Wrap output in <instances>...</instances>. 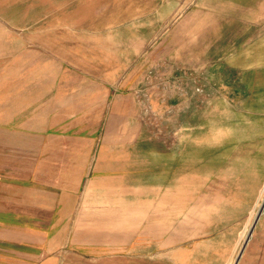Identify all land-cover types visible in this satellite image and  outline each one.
<instances>
[{
    "label": "rangeland",
    "instance_id": "1",
    "mask_svg": "<svg viewBox=\"0 0 264 264\" xmlns=\"http://www.w3.org/2000/svg\"><path fill=\"white\" fill-rule=\"evenodd\" d=\"M0 264H264V0H0Z\"/></svg>",
    "mask_w": 264,
    "mask_h": 264
},
{
    "label": "crops",
    "instance_id": "2",
    "mask_svg": "<svg viewBox=\"0 0 264 264\" xmlns=\"http://www.w3.org/2000/svg\"><path fill=\"white\" fill-rule=\"evenodd\" d=\"M93 208H94V206H93ZM110 208V207H109ZM85 218V217H84ZM50 223V222H49ZM249 238V237H248Z\"/></svg>",
    "mask_w": 264,
    "mask_h": 264
}]
</instances>
